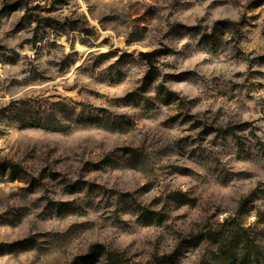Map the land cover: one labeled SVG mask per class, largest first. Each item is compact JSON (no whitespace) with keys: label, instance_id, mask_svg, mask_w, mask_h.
Listing matches in <instances>:
<instances>
[{"label":"rangeland","instance_id":"1","mask_svg":"<svg viewBox=\"0 0 264 264\" xmlns=\"http://www.w3.org/2000/svg\"><path fill=\"white\" fill-rule=\"evenodd\" d=\"M113 254L264 264V0H0V264Z\"/></svg>","mask_w":264,"mask_h":264},{"label":"trees","instance_id":"2","mask_svg":"<svg viewBox=\"0 0 264 264\" xmlns=\"http://www.w3.org/2000/svg\"><path fill=\"white\" fill-rule=\"evenodd\" d=\"M166 95H167V96H171L170 93H166ZM246 202H247V201H244V202L241 204V206H244V204H245ZM246 258H247V260L249 259L248 256H246V257H244V259H242V261L244 262V261L246 260ZM251 260H252V259H251ZM253 260H254V261H253L254 264H259L258 259H257L256 257H254ZM108 261L110 262V264H124L123 261L121 260L120 256L117 255V254L109 255V256H108ZM162 261H163V259H158V260L156 261V264H162ZM240 264H242V263L240 262Z\"/></svg>","mask_w":264,"mask_h":264}]
</instances>
